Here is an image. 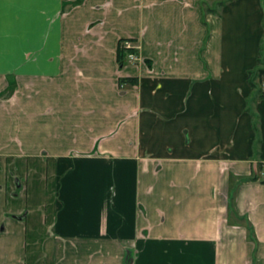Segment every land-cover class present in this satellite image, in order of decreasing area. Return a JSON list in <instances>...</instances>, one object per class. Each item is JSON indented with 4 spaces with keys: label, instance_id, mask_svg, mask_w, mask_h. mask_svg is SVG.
Instances as JSON below:
<instances>
[{
    "label": "crops",
    "instance_id": "crops-1",
    "mask_svg": "<svg viewBox=\"0 0 264 264\" xmlns=\"http://www.w3.org/2000/svg\"><path fill=\"white\" fill-rule=\"evenodd\" d=\"M198 1L0 0V264H264V0Z\"/></svg>",
    "mask_w": 264,
    "mask_h": 264
},
{
    "label": "trees",
    "instance_id": "trees-1",
    "mask_svg": "<svg viewBox=\"0 0 264 264\" xmlns=\"http://www.w3.org/2000/svg\"><path fill=\"white\" fill-rule=\"evenodd\" d=\"M231 1L232 0H214V1L199 0L198 3H199L200 10L203 14H204L203 4H208V3L214 5V8L208 9V13H215L216 14L218 12V9L221 10L223 7H225ZM123 41H125V40H121L119 42L118 50H117V62H118L119 68H122L124 65H126L128 63V52L124 51L122 49ZM257 62H258V64H261V61L259 59ZM249 75L251 78L252 73L250 72ZM255 75H256V78L261 82L262 78L264 77V70H262L261 68H258L255 72ZM250 78L248 79V83H249L250 87L255 90L257 98L263 100L264 99V90L258 89L256 87V84H254V82ZM121 82H123V81H121ZM128 82L133 83L134 81L129 80Z\"/></svg>",
    "mask_w": 264,
    "mask_h": 264
},
{
    "label": "built area",
    "instance_id": "built-area-1",
    "mask_svg": "<svg viewBox=\"0 0 264 264\" xmlns=\"http://www.w3.org/2000/svg\"><path fill=\"white\" fill-rule=\"evenodd\" d=\"M122 48L124 51L128 52V62L135 63L138 61V46L135 45L132 41L130 40H125L123 41ZM262 86L264 89V77L262 78ZM262 179H264V173L262 174Z\"/></svg>",
    "mask_w": 264,
    "mask_h": 264
},
{
    "label": "rangeland",
    "instance_id": "rangeland-1",
    "mask_svg": "<svg viewBox=\"0 0 264 264\" xmlns=\"http://www.w3.org/2000/svg\"><path fill=\"white\" fill-rule=\"evenodd\" d=\"M210 8H214V5H212V4H210V3H208V4H203V10H204V14H206V13H208V9H210ZM220 9H218V11H219ZM213 14H215V13H213ZM123 49V48H122ZM131 63H133V62H131ZM253 75V74H252ZM20 182H22V180H19ZM10 217H13L12 215L10 216ZM2 226V225H1ZM1 228V227H0Z\"/></svg>",
    "mask_w": 264,
    "mask_h": 264
}]
</instances>
